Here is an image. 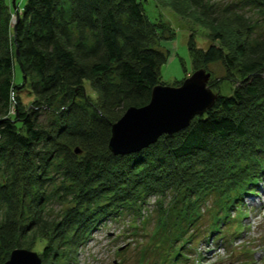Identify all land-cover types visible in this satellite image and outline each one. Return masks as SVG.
Returning a JSON list of instances; mask_svg holds the SVG:
<instances>
[{
	"label": "trees",
	"instance_id": "obj_1",
	"mask_svg": "<svg viewBox=\"0 0 264 264\" xmlns=\"http://www.w3.org/2000/svg\"><path fill=\"white\" fill-rule=\"evenodd\" d=\"M244 1L264 14V0ZM169 4L208 30L206 48L189 35L192 68L219 62L230 93L215 92L187 127L114 155L111 125L164 84L161 42L174 30L152 21L139 0H26L20 10L0 0V264L30 231L46 241L41 264H78V248L105 217L167 195L186 219L211 194L229 212L264 179V34L252 40L234 4ZM208 85L214 91L220 79ZM26 87L33 98L24 105ZM50 196L63 206L52 218L44 214Z\"/></svg>",
	"mask_w": 264,
	"mask_h": 264
},
{
	"label": "rangeland",
	"instance_id": "obj_2",
	"mask_svg": "<svg viewBox=\"0 0 264 264\" xmlns=\"http://www.w3.org/2000/svg\"><path fill=\"white\" fill-rule=\"evenodd\" d=\"M14 9L12 0H6ZM26 0H15L20 10ZM147 16L162 20L170 26L174 37L161 42L168 50V58L160 66V80L171 85L190 76L195 70L191 65L187 41L194 36L198 47L206 48L210 43L207 29L193 15L181 16L170 6L172 0H139ZM218 7L236 5L242 16L251 25V39L264 34V18L260 10L244 0H213ZM14 21V19H13ZM204 69L211 78L220 79L214 92L230 93L231 85L223 80L224 68L219 62L210 63ZM185 70L187 71L185 74ZM22 71L14 67V82L22 83ZM219 83V82H218ZM29 87L19 95L24 105L33 95ZM93 96V94H92ZM14 111L12 104L11 113ZM1 179V178H0ZM54 192V191H53ZM211 194L201 204L199 216L184 218L181 203L170 204L171 196H152L139 208L123 209L119 214L103 218L87 240L78 248V264H264V179L252 194H242L229 212L220 208ZM224 204V202H222ZM224 206V205H223ZM63 208L55 197L48 199L44 214L55 217ZM4 209L0 207V222ZM183 219L176 224L177 219ZM186 217V216H185ZM184 229V232L181 231ZM182 232V233H181ZM36 232L20 242L24 248L38 254L46 242ZM24 243V244H23ZM13 250V249H12ZM11 250V251H12ZM178 253V255H177ZM40 257V256H39Z\"/></svg>",
	"mask_w": 264,
	"mask_h": 264
},
{
	"label": "water",
	"instance_id": "obj_3",
	"mask_svg": "<svg viewBox=\"0 0 264 264\" xmlns=\"http://www.w3.org/2000/svg\"><path fill=\"white\" fill-rule=\"evenodd\" d=\"M12 4L16 10L15 0ZM210 76L206 70L197 69L180 85H155L147 104L127 107L112 123L108 140L110 152L114 155L137 152L161 135L187 127L192 118L214 105L217 95L208 85ZM4 264H41V258L34 251L14 248Z\"/></svg>",
	"mask_w": 264,
	"mask_h": 264
}]
</instances>
